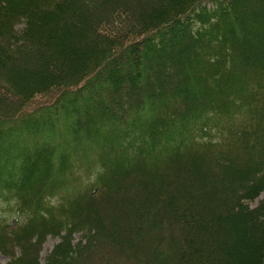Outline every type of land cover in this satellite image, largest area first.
<instances>
[{
  "label": "trees",
  "instance_id": "1",
  "mask_svg": "<svg viewBox=\"0 0 264 264\" xmlns=\"http://www.w3.org/2000/svg\"><path fill=\"white\" fill-rule=\"evenodd\" d=\"M263 191L264 0H0V264H264Z\"/></svg>",
  "mask_w": 264,
  "mask_h": 264
},
{
  "label": "rangeland",
  "instance_id": "2",
  "mask_svg": "<svg viewBox=\"0 0 264 264\" xmlns=\"http://www.w3.org/2000/svg\"><path fill=\"white\" fill-rule=\"evenodd\" d=\"M260 196H264V191L260 194ZM255 203L252 202L251 205H253ZM55 241V239L53 238H48V240L45 242L44 244V248L42 253L45 254V252L51 247V245L53 244V242ZM0 261H4V257L0 255Z\"/></svg>",
  "mask_w": 264,
  "mask_h": 264
}]
</instances>
